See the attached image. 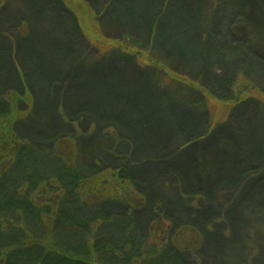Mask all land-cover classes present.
Masks as SVG:
<instances>
[{
  "label": "trees",
  "instance_id": "16d2710c",
  "mask_svg": "<svg viewBox=\"0 0 264 264\" xmlns=\"http://www.w3.org/2000/svg\"><path fill=\"white\" fill-rule=\"evenodd\" d=\"M10 1L13 0L0 2V8ZM211 1L205 0L201 10L202 41L197 44L198 47L196 45L195 52L198 54L195 60L200 62L201 67L198 79L192 80L188 75L179 76L167 63L152 58V47L138 50L142 57L148 56L150 63L144 66L137 64L138 57L128 53L133 51L135 43L129 47L118 41L120 39L106 37L117 44V48H113L114 54L121 56L119 59L139 74L138 77L135 75L137 79L131 78L135 88L133 93L141 100L139 103L136 100L127 103L135 110L128 113L132 121H118L115 115L112 117L115 121L112 119L108 123L111 125H106L112 132L98 131L99 137L93 146L82 142L86 132L84 123H88L82 122L83 117L75 120L67 117V135L53 132L37 118L28 67L19 55V43L24 35L20 30L23 23L14 28L17 29L16 33L0 27V37L3 39L0 49L5 45L11 46L12 51L8 57H4L10 60L9 68L12 67L17 74L18 87L20 85L22 88H13L0 95V264H257L254 258L257 249L249 237L235 245L233 252L224 253L212 262L207 260L203 248L211 234L213 237L218 234L217 228L225 219L223 214L219 215L220 204L210 210V206L219 200V191L215 189L213 192L212 184H208L207 188L211 189L207 192L210 203L203 202V192L184 195L179 190L174 194L172 185L156 186L152 195L149 189L141 187L140 179L151 183L159 174L154 176L152 173L149 178H142V171L148 164L162 161L153 156L141 159L138 155L134 156L132 141L121 132V127L130 133L145 130L146 122L143 126L139 123L140 113L155 106L156 111L148 119L156 113L178 110L187 125L184 141L165 155L169 160L175 163L180 160L178 154L211 141L212 150L207 155H198L196 167L182 162V171L171 175L176 180L174 185L177 188L183 187L184 181H188L186 178L191 179L189 174L200 168L209 166L207 169H212L220 161L247 162L245 160L251 157L247 154L249 148L244 150L238 145L239 136L228 131L223 137L216 136L218 131L223 132L224 128L230 126L231 118L229 121L214 122L205 94L232 106V113L238 107L251 108L253 105L252 108H259L256 113L264 115V90L261 91L262 100L247 96L251 89L246 91L244 88L246 85L253 86V82L248 70L243 69L245 62H242L245 55H256L257 48L264 52V0H232L234 6H241L239 14L243 15V21L236 27L228 25L225 32L228 38H233L234 33L245 32L242 39L245 47L240 46L238 51L232 47L222 51L218 38L212 36L206 39L203 28L217 20L214 11L211 12ZM57 2L62 12L68 15L70 12L64 11L63 2ZM86 4L94 13L100 32L104 35L103 22L111 6L96 10L88 2ZM169 7V4L162 6L157 17L159 22L167 15ZM70 19L85 40V47L81 49L90 52L91 47L96 48L84 37L72 16ZM154 24L153 31L156 32L160 24L156 20ZM91 51L96 57L99 55L95 49ZM193 56L190 55L195 58ZM213 59L226 64V70L221 75L203 79ZM68 67L72 69L73 66ZM65 72L57 83H50V93L55 91L57 85L64 84ZM149 72L160 77L157 83H146L145 77ZM255 89L253 86L252 91ZM175 92L183 95L173 96ZM185 96L188 100L182 99ZM252 100L258 105L253 104ZM20 104H26V107L21 110ZM136 107H140L139 113ZM124 109V112L129 110ZM200 109L203 116L197 113ZM57 119L59 122L62 119L65 121L61 115H57ZM108 121L101 119L100 122L104 124ZM20 126L32 130L40 128L41 138L33 140L24 137ZM129 136L133 138L132 134ZM254 150L250 151L253 153ZM228 168L231 171L230 166ZM258 170L253 173V170L241 169L238 176H232L238 177L237 181L241 184L247 180V176L254 178L245 188L246 195L255 192L256 188L257 193L264 196V174L259 175ZM223 183L227 182L219 181L221 186H226ZM207 194L205 198H208ZM172 199L190 210L192 214L189 219H177L166 214L165 204ZM232 212L234 214V210Z\"/></svg>",
  "mask_w": 264,
  "mask_h": 264
},
{
  "label": "rangeland",
  "instance_id": "374dc122",
  "mask_svg": "<svg viewBox=\"0 0 264 264\" xmlns=\"http://www.w3.org/2000/svg\"><path fill=\"white\" fill-rule=\"evenodd\" d=\"M4 1L6 0H0V2ZM61 1L67 9L64 11L71 13L68 15L76 21L84 37L97 46L96 48L91 47L90 52H87V49L86 51L81 49L85 47V40L81 38L76 27L74 28L70 17L62 12L57 0H13L6 2L0 8V27L16 33L17 29L14 28L23 23L20 30L25 36H21L23 40L19 43L21 45L19 55L29 69L27 71L33 89L37 118L39 117L45 127H50L53 132L67 135L69 125L66 120L83 117L82 122L87 121L89 124L84 123L86 132L83 134L82 142L84 145L93 146L97 143L98 131L112 132L106 125H111L108 123L115 115L118 121L130 122V114L135 110L131 104L127 103L131 100L139 103L141 100V97L133 93L135 88L131 76L137 79L139 74L133 71L132 66L122 62L119 59L121 56L114 54L113 48H117V44L110 42L106 37L120 39L118 41L129 47H133L135 43L133 51H128V53L138 57L137 64L144 66L150 63L148 56L142 57L138 50L144 51L152 47L151 57L167 63L174 73L177 71L176 74L179 76L188 75L194 80L201 72L200 62L195 60L198 59L196 58L198 54L195 52H197L196 45L202 41L200 34L203 30L200 32V20L205 0H116L114 4L111 3L112 0ZM86 2L96 10L111 6L103 22L104 35L100 32L95 15ZM166 4H169L170 9L159 22L157 17L160 16L162 6ZM210 4L211 12L214 11L213 15L217 17V20L215 23L211 21L208 27L203 28L206 39L207 37L211 39L212 36L218 38L222 51L228 47L236 51L240 50V46L244 49L242 39H244L245 32L234 33L233 38H228L225 32L228 25L236 27L243 21V15L239 14L241 6H234L232 0H212ZM155 20L160 24L156 32L153 31ZM28 26L30 29H27ZM2 41L0 37V43ZM92 49L99 52L97 57L91 51ZM11 51V46L9 48L6 45L0 49V95L20 87V85L18 87L17 74L12 67L9 68L10 60L5 58ZM255 53L256 55H245L242 62H245L243 69L248 70V76L257 89L252 91V85H246L244 89L246 91L251 89L247 96L262 100L264 52L258 51L257 48ZM190 55H194L195 58H191ZM97 59H99L98 62H96ZM223 64L218 59H213L207 66L203 79L213 78L216 74L221 75V72L226 70V64ZM69 65L73 66L72 69L68 67ZM64 72V84L57 85L55 91L50 93V83L53 85L57 83ZM135 75H137L136 78ZM159 79L157 74L152 75L150 72L145 77L147 84H155ZM20 90H22L21 87ZM179 95L183 94L175 92L173 96ZM205 96L210 117L214 122L229 121L231 118L230 126L224 128L227 130L223 129L220 133L218 131L216 136L223 137L228 132L236 137L239 136L240 148L244 150L249 148L247 154L251 157L245 160L247 162L220 161V164H215L212 169H207L209 166H205L189 174L191 179L186 178L188 181H184L183 187L177 188L174 185L176 180L171 175L179 170L182 171V162H189L191 166L196 167L198 155H205L211 151L213 143L210 141L178 154L180 160L175 163L174 160H169L165 155H168V150H174L184 141V134L188 130L187 125L183 114L178 110H165L166 112L156 113L148 119V116L156 111L155 106L147 108L145 113H140L139 123L143 126L146 122L145 130L130 133L129 130L121 127V132L132 141L134 156L138 155L140 159L153 156L162 161L150 163L142 171V178H149L152 173L154 176L159 174V177L151 180V183L146 179L145 181L140 179L141 187L149 189L152 195L154 193L152 190L154 191L156 186L171 187L172 185V188H175L173 189L174 194L179 190L184 195L203 192V202L210 203V195L207 192L209 193L211 189L207 188L208 184H212L213 192L215 189L219 191V200L210 206V210L217 208L220 204L218 206L221 211L219 215L223 214L225 219L217 228L218 234L214 237L211 234L203 248L204 257L207 260L212 262L224 253L233 252L235 245H239L245 241L246 237H249L257 249L254 256L256 263L264 264V196L258 194L256 188L255 192L245 194V188H248L247 185L254 178L247 176V180L241 184L237 181L238 177H232L238 176L241 169L242 171L253 170V173L254 170L259 169V175L264 174V118H262L264 115L260 112V114L256 113L255 111L259 108H252L253 105L251 108L238 107L232 113V106L214 100L206 94ZM243 96L245 97L246 94ZM173 98L178 100L177 97ZM182 99L188 100L186 96ZM251 102L257 104L254 100ZM25 107L26 104L19 105L21 110ZM124 108H128V112H124L126 111ZM138 108L136 107V111L139 113L140 107ZM200 110L197 113L203 116L204 113ZM57 115L64 117L65 121L62 119L59 122ZM101 119L109 121L102 124ZM19 128L24 137L33 140L41 138L40 128H33V130L22 126ZM130 134L133 138L129 136ZM257 147L261 148L260 151L256 149ZM250 148L256 151L252 153ZM227 165L230 166L231 171ZM223 180L227 182L223 183L226 186L219 184V181ZM210 181L213 182L210 183ZM218 184L219 187H217ZM226 193L228 194L225 195ZM205 194L208 198H205ZM165 210L166 214L177 219H189L192 214L189 209L182 207V203L178 205L173 199L165 204Z\"/></svg>",
  "mask_w": 264,
  "mask_h": 264
}]
</instances>
